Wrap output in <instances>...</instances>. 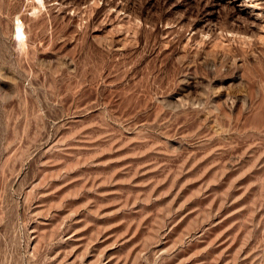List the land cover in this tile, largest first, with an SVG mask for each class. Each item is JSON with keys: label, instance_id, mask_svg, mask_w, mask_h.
Instances as JSON below:
<instances>
[{"label": "rangeland", "instance_id": "rangeland-1", "mask_svg": "<svg viewBox=\"0 0 264 264\" xmlns=\"http://www.w3.org/2000/svg\"><path fill=\"white\" fill-rule=\"evenodd\" d=\"M0 264H264V0H0Z\"/></svg>", "mask_w": 264, "mask_h": 264}, {"label": "bare ground", "instance_id": "bare-ground-1", "mask_svg": "<svg viewBox=\"0 0 264 264\" xmlns=\"http://www.w3.org/2000/svg\"><path fill=\"white\" fill-rule=\"evenodd\" d=\"M24 34H25V31H24L23 23L19 20L17 25H16L15 36L18 39L19 37H22ZM23 42H24V40H23Z\"/></svg>", "mask_w": 264, "mask_h": 264}]
</instances>
